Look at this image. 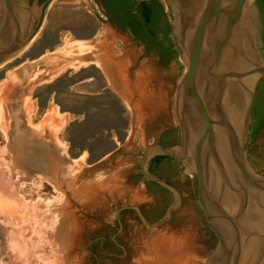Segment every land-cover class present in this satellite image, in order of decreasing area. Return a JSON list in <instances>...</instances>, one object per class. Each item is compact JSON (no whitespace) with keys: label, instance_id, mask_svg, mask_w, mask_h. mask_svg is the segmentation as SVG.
Here are the masks:
<instances>
[{"label":"rangeland","instance_id":"374dc122","mask_svg":"<svg viewBox=\"0 0 264 264\" xmlns=\"http://www.w3.org/2000/svg\"><path fill=\"white\" fill-rule=\"evenodd\" d=\"M162 6L165 16L148 23L155 31L134 40L95 0H51L28 43L0 64V264L15 254L37 264L206 262L217 239L186 161L171 220L150 227L135 208L170 199L139 169L147 144L178 131L174 90L186 63L164 29L173 6ZM251 112L243 148L262 174L264 76Z\"/></svg>","mask_w":264,"mask_h":264},{"label":"water","instance_id":"95a60500","mask_svg":"<svg viewBox=\"0 0 264 264\" xmlns=\"http://www.w3.org/2000/svg\"><path fill=\"white\" fill-rule=\"evenodd\" d=\"M169 1L171 33L186 63L174 90L179 141L147 144L139 169L173 192L172 204L153 223L135 208L150 227L168 220L180 204V191L148 172L147 162L156 155L186 161L195 174L197 202L217 239L204 264H256L264 258V173L251 169L243 145L256 83L264 76L256 43L259 11L255 0ZM42 6L36 0H0V64L28 43Z\"/></svg>","mask_w":264,"mask_h":264},{"label":"flooded vegetation","instance_id":"af4514ba","mask_svg":"<svg viewBox=\"0 0 264 264\" xmlns=\"http://www.w3.org/2000/svg\"><path fill=\"white\" fill-rule=\"evenodd\" d=\"M30 3L33 0H29ZM51 0H36L37 4H42V8H44ZM152 0L147 1H138V0H95L96 4L101 9L102 13L104 14L105 21L109 24L110 27L114 28L116 31L127 34L132 39L137 38H145L146 36L141 32L142 25H141V14L143 10H148L150 7L148 4ZM263 7H264V0H262ZM256 9L259 11V19L258 24L260 27L259 33H256V43L259 49V53L264 60V10L261 9L258 2L255 1ZM162 19V18H160ZM163 137L159 138L157 142H160L164 145H171L178 143L179 141V132L175 129H166L162 132ZM180 166L181 162L176 160L173 157L162 155L158 158L151 157L147 162V169L151 174L157 175L162 177L169 183L175 185L173 178H176L180 174ZM154 168V171L153 169ZM147 179V178H146ZM152 184H156L164 190V194L169 195L173 194V192L166 188L165 186L147 179ZM176 186V185H175ZM162 193L160 198H163L165 195ZM153 196H157L153 192L151 193ZM182 200H180L181 205ZM172 204V202H168L164 209H159V201L156 200L154 205L149 206L146 210L140 209L143 216L151 222L157 218V220L163 215L166 208ZM178 206V208H179ZM171 211L169 221L172 219V215L177 209ZM154 215L155 217H150ZM165 221V222H166Z\"/></svg>","mask_w":264,"mask_h":264},{"label":"trees","instance_id":"16d2710c","mask_svg":"<svg viewBox=\"0 0 264 264\" xmlns=\"http://www.w3.org/2000/svg\"><path fill=\"white\" fill-rule=\"evenodd\" d=\"M256 2L259 3L261 9L264 10L263 7V3L262 0H255ZM150 7L148 8V10H143L142 14H141V25H142V29L148 30V23H150L151 21H155L156 19H160L162 17L165 16L164 10H163V6L162 4L158 1V0H152L149 4ZM171 27L169 25L166 24V27L164 28L166 31V35L168 36L171 29ZM150 31H155L152 28H149V32ZM252 115V112H251ZM256 121V126H255V131H257L259 128L264 126V113L262 114V117L255 120ZM162 155H156L154 156V158H158L161 157Z\"/></svg>","mask_w":264,"mask_h":264},{"label":"bare ground","instance_id":"6f19581e","mask_svg":"<svg viewBox=\"0 0 264 264\" xmlns=\"http://www.w3.org/2000/svg\"><path fill=\"white\" fill-rule=\"evenodd\" d=\"M71 173V172H70ZM70 173L68 174V175H70ZM74 176H75V174H74ZM68 178H70L69 176H68ZM71 179V178H70ZM70 179H67V180H69V181H67L68 182V186L67 187H69L70 185H71V183H72V180H70ZM54 181H56V180H54ZM102 182V181H101ZM73 184V183H72ZM58 186V185H57ZM0 202H1V200H0ZM12 211V210H11ZM9 212V211H8ZM7 212V213H8ZM4 223V222H3ZM13 223H15V222H13ZM3 225V224H2ZM4 226V225H3ZM6 226V225H5ZM55 225L53 224V227H54ZM4 228V227H3ZM6 228H9L8 227V225L6 226ZM5 229V228H4ZM12 229V228H11ZM10 229V230H11ZM13 231V230H12ZM14 232V231H13ZM11 234V233H10ZM14 234V233H13ZM5 235V234H4ZM8 237V236H7ZM10 237V236H9ZM16 237V236H15ZM9 240L11 239V238H8ZM7 238H6V240H8ZM16 239V238H15ZM12 240H13V238H12ZM10 242V241H9ZM9 242H8V246H9ZM10 248V247H9ZM16 248V247H15ZM12 249V248H11ZM21 249V248H20ZM15 254V253H14ZM15 256H16V254H15ZM15 256H13L14 258L13 259H11L10 260V262H6V261H4V259L2 260V262L4 263V264H17V263H19V264H37L36 263V260L35 259H37V258H35V259H27V257L25 258V259H21V257H20V259L19 260H15L16 259V257ZM19 258V257H18ZM17 262H15V261ZM264 260V258L263 259H261V260H259L256 264H262V261ZM43 263V262H42ZM45 264H47V263H45Z\"/></svg>","mask_w":264,"mask_h":264},{"label":"crops","instance_id":"0c3cea01","mask_svg":"<svg viewBox=\"0 0 264 264\" xmlns=\"http://www.w3.org/2000/svg\"><path fill=\"white\" fill-rule=\"evenodd\" d=\"M127 35V34H126ZM128 36V35H127ZM154 158V157H153Z\"/></svg>","mask_w":264,"mask_h":264}]
</instances>
